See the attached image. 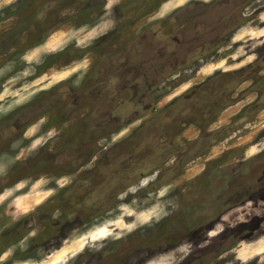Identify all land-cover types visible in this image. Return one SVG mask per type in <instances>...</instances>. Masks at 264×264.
<instances>
[{
	"label": "rangeland",
	"instance_id": "1",
	"mask_svg": "<svg viewBox=\"0 0 264 264\" xmlns=\"http://www.w3.org/2000/svg\"><path fill=\"white\" fill-rule=\"evenodd\" d=\"M12 1L5 0L0 7ZM125 1L108 0V12ZM128 1L134 36L145 24L152 26L173 13L187 16L188 7L193 3L213 9L219 0ZM239 6L244 8L243 13L253 14L244 18L247 20L238 27L235 21H228L227 33L242 28L234 32L233 41H229L227 47L240 45L232 57L241 56L245 65L252 60L256 47L261 58L264 57V0H240ZM236 10L235 4L227 13L230 15ZM220 12L218 5L216 16ZM144 16L146 19L142 21L140 17ZM180 23L184 31L178 36L179 42L189 36V21L185 19ZM111 24L108 22L103 29L90 32L66 33L62 30L50 39V44L52 48L57 46L53 50L68 43L85 44L96 33L111 28ZM36 54H43V50H37ZM218 60L201 68L193 79H190L189 68L178 67L158 87L155 101L147 104L148 110L144 107L134 109L132 105L131 126L119 129L115 140L119 142L129 131L137 132L129 143L99 155L100 172H111L108 167L103 169L102 157L112 153L116 159L115 208L105 215L115 217L106 219L108 224L82 232L88 227L82 221L64 223L76 216V213H65V207L61 208V189L67 180L48 176L37 182L2 179L16 161L15 158L4 160L0 166V264H78L85 259L99 264H124L129 254L135 257L127 261L128 264H206L207 257L199 255L206 246L210 249L208 252H226L218 264H264V188L258 193L252 189L245 193L241 202L235 204L238 207L223 215L222 223L214 228L206 227L204 233L199 234L197 216L189 223L181 217L193 196L194 208L188 210L195 209L198 215L204 213H199L200 209L209 213L206 205L213 204L210 190L220 188L216 177L219 170L213 167L223 153L227 155L225 168L229 188L235 187V184L230 186L234 182L231 177L241 167L245 182L248 179L256 181L259 170L264 168V69L259 74L257 69H245L242 83L241 70L238 72V65L232 64L236 61ZM91 62L87 57L82 66L87 67ZM78 68L79 65H73L48 71L47 92L53 90L59 80L77 76ZM213 73H219V80L205 81ZM142 126L146 128L142 130ZM61 133L65 130L58 132L53 128L47 138L53 140ZM57 141L51 148L55 155L64 151L58 148L59 138ZM179 152L180 157L176 154ZM23 154L22 151L21 158ZM261 154L263 156L259 157ZM50 185L55 190L46 191ZM103 188L108 190L109 186L105 184ZM174 212L180 215L179 219L173 218ZM161 216L167 218L164 224H158ZM188 235L192 239L186 240ZM62 237L68 239L57 244L53 242ZM45 242L48 243L47 251L43 248ZM58 245L61 249L53 251ZM80 253H84L82 258ZM141 256L145 260L140 259Z\"/></svg>",
	"mask_w": 264,
	"mask_h": 264
},
{
	"label": "flooded vegetation",
	"instance_id": "2",
	"mask_svg": "<svg viewBox=\"0 0 264 264\" xmlns=\"http://www.w3.org/2000/svg\"><path fill=\"white\" fill-rule=\"evenodd\" d=\"M3 1L0 0V5L4 4ZM107 1L13 0L7 2V6L0 7V166L4 160L16 159L10 172L2 179L37 182L48 176L67 180L61 189V208L65 207V213H76V216L64 223L82 221L83 225H88L82 232L101 226L115 217L105 215L115 208L113 196L116 189L113 181L116 159L112 153L109 157H102L103 169L108 167L111 172H100L99 155L106 150H114L117 145L129 143L137 132L129 131L119 142L115 140V133L119 129L131 126L132 105L134 109L144 107V110H148L147 104L155 101L154 94H157L158 87L181 66L189 68L192 74L189 78L193 79L196 72L213 65L212 62H219L218 59L236 61L232 64L238 65V72L241 70L242 83L245 69H257V74L264 69V57L261 58L258 47L252 60L245 65V59H241V56L232 57L240 45L227 47V43L233 41L234 32L242 28L233 29L229 34L228 21H235L238 27L247 20L244 18L253 14L243 13L240 0H234V3L215 0L221 10L219 16L215 13L218 5L212 9L193 3L188 7L187 16L173 13L152 26L145 24L134 36L131 34L130 2L127 0L116 4L108 12ZM235 4L236 12L229 15V8ZM107 14L109 18L105 19ZM140 18L142 21L146 19L145 16ZM185 19L189 21V36L179 42L178 36L184 31H181L183 24L180 21ZM108 22H112L111 28L96 33L88 43H68L58 50H53L57 46L52 48L53 44H50V39L62 30L66 33L90 32L103 29ZM37 50H43V54L37 56ZM184 52L187 54L181 55ZM87 57L92 62L83 67L82 63ZM73 65H79L77 76L59 80L55 88L47 92L48 71L67 69ZM222 74L227 76L225 72ZM217 75L219 73H213L205 81L219 80ZM53 128H57L58 132L65 130V133L50 140L47 133ZM145 128L142 126V130ZM58 138V148L64 151L55 155L51 148ZM22 151L24 156L21 158ZM176 154L181 156L180 152ZM223 155L213 167L219 170L216 177L220 188L210 190L213 204L206 205L209 213L200 209L198 212L204 213L198 215L195 209L188 210L194 208L195 196L190 204L184 205L186 210H182L184 222L193 221L195 216L199 218V234L206 227L214 228L222 223L223 215L236 209L238 206L235 204L241 202L245 193L251 189L258 193L264 188V168L259 170L256 181L248 179L245 182L242 167L231 177L234 182L230 186L235 184V187L229 188L225 168L227 155ZM208 169L206 171L210 175ZM105 184L109 186L108 190L103 188ZM47 190L51 192L55 187L50 185ZM73 199L74 203L71 202ZM172 216L174 219L180 217L176 212ZM165 222L166 216L158 219V224ZM189 238L188 235L186 240ZM67 239L62 237L53 242L57 244ZM47 245L45 242V250ZM60 246L52 250L61 249ZM209 250L206 246L199 254L207 257L206 264H218L226 253ZM83 255L80 253L79 257ZM133 257L135 255H127L123 263L128 264L127 261L130 262ZM140 259L145 260L144 256ZM78 264L99 262L85 259Z\"/></svg>",
	"mask_w": 264,
	"mask_h": 264
}]
</instances>
